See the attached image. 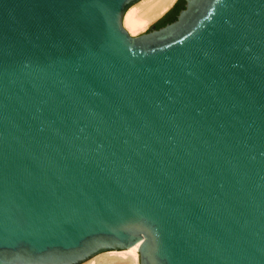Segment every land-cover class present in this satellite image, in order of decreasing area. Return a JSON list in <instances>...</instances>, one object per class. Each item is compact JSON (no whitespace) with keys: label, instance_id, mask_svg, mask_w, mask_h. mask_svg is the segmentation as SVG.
Listing matches in <instances>:
<instances>
[{"label":"water","instance_id":"water-1","mask_svg":"<svg viewBox=\"0 0 264 264\" xmlns=\"http://www.w3.org/2000/svg\"><path fill=\"white\" fill-rule=\"evenodd\" d=\"M137 1L0 0V264H264V0Z\"/></svg>","mask_w":264,"mask_h":264},{"label":"bare ground","instance_id":"bare-ground-1","mask_svg":"<svg viewBox=\"0 0 264 264\" xmlns=\"http://www.w3.org/2000/svg\"><path fill=\"white\" fill-rule=\"evenodd\" d=\"M174 0H143L129 7L123 17V24L130 33L143 29L151 20L162 14ZM138 244L123 250L99 253L81 264H138Z\"/></svg>","mask_w":264,"mask_h":264},{"label":"trees","instance_id":"trees-1","mask_svg":"<svg viewBox=\"0 0 264 264\" xmlns=\"http://www.w3.org/2000/svg\"><path fill=\"white\" fill-rule=\"evenodd\" d=\"M185 0H178L175 7L166 13L158 22L157 26H163L164 24L173 21L176 18L177 13L184 7Z\"/></svg>","mask_w":264,"mask_h":264},{"label":"rangeland","instance_id":"rangeland-1","mask_svg":"<svg viewBox=\"0 0 264 264\" xmlns=\"http://www.w3.org/2000/svg\"><path fill=\"white\" fill-rule=\"evenodd\" d=\"M139 1H143V0H139ZM139 1H137L136 3H134V4H132L133 6H136L138 3H141V2H139ZM131 5V6H132ZM139 5V4H138ZM130 6V7H131ZM167 9V8H166ZM156 18V17H155ZM155 18L153 19V20H151L143 29H141V30H139V31H137V32H135V33H131V34H137V33H140V32H143V31H146L149 27H150V25L153 23V21L155 20ZM123 26L128 30V28L125 26V24H123ZM129 31V30H128ZM130 32V31H129Z\"/></svg>","mask_w":264,"mask_h":264},{"label":"flooded vegetation","instance_id":"flooded-vegetation-1","mask_svg":"<svg viewBox=\"0 0 264 264\" xmlns=\"http://www.w3.org/2000/svg\"><path fill=\"white\" fill-rule=\"evenodd\" d=\"M177 2H178V0H176V2L174 3V5H173V6H172V7H171L166 13H168L169 11H171V10L175 7V5H176ZM184 3H185V2H184ZM166 13H165V14H166ZM165 14H164V15H165ZM164 15H163V16H164ZM163 16H162V17H163ZM162 17H161V18H162ZM161 18H160V19H161ZM160 19L154 21L151 25H154L155 28H159V27H161V26H157V22H158ZM151 25H150V27H151Z\"/></svg>","mask_w":264,"mask_h":264}]
</instances>
